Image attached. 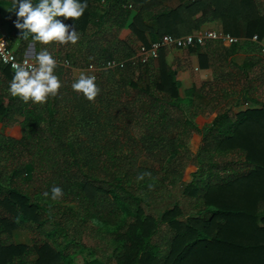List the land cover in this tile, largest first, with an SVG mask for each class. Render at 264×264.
<instances>
[{
	"label": "trees",
	"instance_id": "1",
	"mask_svg": "<svg viewBox=\"0 0 264 264\" xmlns=\"http://www.w3.org/2000/svg\"><path fill=\"white\" fill-rule=\"evenodd\" d=\"M86 2L79 19L57 17L76 44L29 36L16 50L22 58L32 40L35 56L52 55L56 96H12L14 70L0 62V264H76L85 247L92 258L82 264H264V55L252 40L264 39V0ZM212 23L240 40L134 59L140 44ZM184 51L213 76L182 94ZM113 60L124 63L107 67ZM78 68L95 77L94 102L72 88ZM19 229L31 243L15 240ZM85 233L101 234V247L78 248Z\"/></svg>",
	"mask_w": 264,
	"mask_h": 264
},
{
	"label": "clouds",
	"instance_id": "2",
	"mask_svg": "<svg viewBox=\"0 0 264 264\" xmlns=\"http://www.w3.org/2000/svg\"><path fill=\"white\" fill-rule=\"evenodd\" d=\"M87 7L86 0L84 3L80 0H39L36 4L33 0H13L10 11L16 13L18 19L15 24L22 30L21 37L25 40L32 36L33 40L45 45L53 41L60 44L68 42L76 44L79 36L75 28L69 32L70 26L57 17L76 20L83 15ZM7 62L5 58V63ZM35 64H38V67H34L28 60L22 64L12 63L14 76L10 82L9 92L12 96L22 98L24 102L31 100L33 103H45L48 96H56L61 87L60 80L53 74L57 66L56 61L47 50H44L36 56ZM94 81V76L81 74L72 84V88L78 93H83L87 100L94 102L99 93ZM139 179H143V176ZM51 193L52 199L55 200L63 195V190L54 186Z\"/></svg>",
	"mask_w": 264,
	"mask_h": 264
},
{
	"label": "built area",
	"instance_id": "3",
	"mask_svg": "<svg viewBox=\"0 0 264 264\" xmlns=\"http://www.w3.org/2000/svg\"><path fill=\"white\" fill-rule=\"evenodd\" d=\"M208 39L222 40L226 45L237 43L240 40L239 37L218 29H202L183 36L165 34L160 39L152 41L148 45L140 44L137 48L134 59H137L142 63H147L151 60L157 59L162 48H188L190 46H195L196 44H204ZM252 40L259 43L260 51L264 55V44L261 42L262 40L259 39L258 35L255 34L252 37ZM5 58L8 61L7 63H5ZM35 58V55H26V53H24L22 58L18 57L16 50L10 46L0 22V62L12 69V63L22 64L25 60H28L34 67H38V64H35ZM123 63L124 61L122 60H113L108 63L107 67L114 68L123 65ZM91 69L95 70L93 67H91Z\"/></svg>",
	"mask_w": 264,
	"mask_h": 264
},
{
	"label": "crops",
	"instance_id": "4",
	"mask_svg": "<svg viewBox=\"0 0 264 264\" xmlns=\"http://www.w3.org/2000/svg\"><path fill=\"white\" fill-rule=\"evenodd\" d=\"M12 5H13V0H0V17L3 20L1 24L3 25V30L7 37L11 36L15 29L14 27L15 26V19H14L15 12L10 11V9L12 8ZM202 29H219L220 30V25L217 23L207 24V25H204ZM22 39L24 38L21 37V35L18 37V39H16L15 45L13 47L14 50L18 49L20 45V41ZM31 42H34V41L31 40L27 42V46L24 51L26 55H30ZM34 45H35V42H34ZM191 57H193V59L191 60L192 63L190 67L191 73L186 71L188 75L185 74V77L187 79H185V82H183L185 84L184 90L192 86H196V88H199L202 81L210 80L212 79V76H213V71L211 68H201L200 67L199 58L196 54L191 55ZM168 59L170 58L168 57ZM234 59L239 64H242L246 59V54L244 52H239L234 56ZM171 60L173 61V58L170 59L169 61L171 62ZM199 117H204V116H199ZM199 117H198V121L200 122ZM204 118L209 119L210 117H204ZM19 128H20L19 125H15L12 127H7L4 130L8 133L11 131H17Z\"/></svg>",
	"mask_w": 264,
	"mask_h": 264
},
{
	"label": "rangeland",
	"instance_id": "5",
	"mask_svg": "<svg viewBox=\"0 0 264 264\" xmlns=\"http://www.w3.org/2000/svg\"><path fill=\"white\" fill-rule=\"evenodd\" d=\"M0 19H2L1 17H0ZM3 26V25H2ZM219 30V29H218ZM221 30V29H220ZM7 37V36H6ZM263 44H264V39L261 41ZM170 56H169V58L170 59H172L173 58V60H174V58H175V51L174 50H170ZM260 53H261V51H260ZM36 54V53H35ZM256 54H259V50L256 52ZM261 55H263L262 53H261ZM169 59V60H170ZM180 59H181V65H182V70H183V76H181L180 75V78H181V81H182V87H181V93L182 94H184V83L183 82H185V79H187L186 77H185V74L186 75H188V73L187 72H189V73H191V71H190V67H191V60L193 59V57H191V55H189V54H186V51H184V53L183 54H181V57H180ZM171 62H172V60H171ZM74 71V75L76 76V77H80V75L81 74H84V75H86V76H91L92 75V71H91V69H87V68H78V69H74L73 70ZM187 71V72H186ZM263 100H264V96H263ZM211 118L212 117H210L209 119H206V118H204V117H199V120H200V122H199V124H201V125H203V124H205V123H207V122H210V120H211ZM200 136L199 135H197V134H195L194 135V138H193V140H192V146H193V148H194V150H196L197 149V147L199 146V143H200ZM144 161H145V159L143 158L142 160H141V162L142 163H144ZM147 163L148 164H153V163H151L150 161L148 162L147 161ZM193 169V168H192ZM192 169H190V171L192 170ZM187 172V171H186ZM185 178V177H184ZM183 178V180H185V179H187V178H185L184 179ZM75 208V207H74ZM104 236H106V237H109L108 235H106V234H104ZM73 236L71 235V236H68V237H64L62 234L60 235V239H59V241H63V240H65V241H70V239L72 238ZM102 237L103 236H101V234H92V235H88L87 233H85V234H83V236H82V238H81V240H79L77 243H75V244H77L78 245V248H80L82 245H85V246H93V247H95V248H99V246L101 247V240H102ZM14 238H15V240L17 241V242H22V243H31L32 242V240H33V235H32V233L29 231V230H25V229H19V230H16V231H14ZM58 241V240H57ZM106 242V241H105ZM75 246V245H74ZM90 250H91V248H89V247H85V249L83 250V251H81V253L80 254H78V256L76 257V264H82L84 261H86V260H88V259H91L92 258V254H91V252H90Z\"/></svg>",
	"mask_w": 264,
	"mask_h": 264
},
{
	"label": "water",
	"instance_id": "6",
	"mask_svg": "<svg viewBox=\"0 0 264 264\" xmlns=\"http://www.w3.org/2000/svg\"><path fill=\"white\" fill-rule=\"evenodd\" d=\"M35 53H36V48H35L34 42H31V52H30V55L31 56H34Z\"/></svg>",
	"mask_w": 264,
	"mask_h": 264
}]
</instances>
